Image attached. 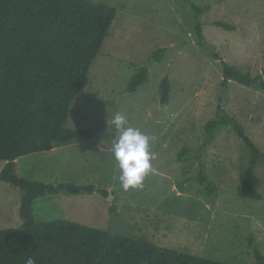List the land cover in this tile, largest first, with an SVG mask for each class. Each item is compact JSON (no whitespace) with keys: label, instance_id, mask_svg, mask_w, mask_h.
Returning a JSON list of instances; mask_svg holds the SVG:
<instances>
[{"label":"rangeland","instance_id":"obj_1","mask_svg":"<svg viewBox=\"0 0 264 264\" xmlns=\"http://www.w3.org/2000/svg\"><path fill=\"white\" fill-rule=\"evenodd\" d=\"M93 1L114 6L117 15L66 127L100 129L88 140L19 157L16 174L97 190L39 197L35 218L70 220L228 264H256L248 237L264 254V90L222 82L224 62L262 73L264 0ZM162 47L170 49L162 61L150 60ZM146 63L149 80L129 92L132 76ZM165 75L171 84L166 104L160 95ZM116 113L155 138L153 170L142 187L128 191L112 150L115 129L108 126ZM222 117L241 124L256 143L263 155L255 165L234 123L222 124L208 141V122ZM4 165L0 161V171ZM201 165L214 192L198 181ZM246 179L260 199L239 194ZM22 195L0 178V229L23 224Z\"/></svg>","mask_w":264,"mask_h":264},{"label":"trees","instance_id":"obj_2","mask_svg":"<svg viewBox=\"0 0 264 264\" xmlns=\"http://www.w3.org/2000/svg\"><path fill=\"white\" fill-rule=\"evenodd\" d=\"M116 15L114 6L93 0H0V161L5 162L0 178L23 192V224L0 229V264H26L30 257L36 264H228L70 220H37L34 216L33 205L39 197L97 190L92 184H52L19 177L16 162L21 156L52 150L55 144L88 140L100 129L68 128L66 122ZM169 50L156 49L150 60L162 61ZM148 63L132 76L129 92L149 80ZM223 73V87L234 80L264 90V67L261 74L253 75L224 62ZM170 91L165 75L160 82L164 104L169 102ZM225 123H234L255 165L263 154L232 118L209 121L208 141ZM198 176L205 190L214 192L202 165ZM99 192L109 194L104 189ZM239 194L260 199L249 179L239 186ZM248 239L256 264H264L254 238Z\"/></svg>","mask_w":264,"mask_h":264},{"label":"clouds","instance_id":"obj_3","mask_svg":"<svg viewBox=\"0 0 264 264\" xmlns=\"http://www.w3.org/2000/svg\"><path fill=\"white\" fill-rule=\"evenodd\" d=\"M108 126L114 127L116 133L112 150L120 169L119 180L123 189L128 191L142 187L153 170V161L157 159L152 150L155 138L129 126L127 117L122 113H116ZM26 264H36V261L30 257Z\"/></svg>","mask_w":264,"mask_h":264}]
</instances>
